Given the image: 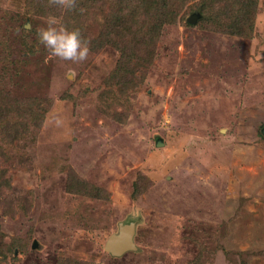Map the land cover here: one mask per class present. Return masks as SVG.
Segmentation results:
<instances>
[{
	"label": "rangeland",
	"instance_id": "rangeland-1",
	"mask_svg": "<svg viewBox=\"0 0 264 264\" xmlns=\"http://www.w3.org/2000/svg\"><path fill=\"white\" fill-rule=\"evenodd\" d=\"M79 1L73 63L37 39L48 0H0V264H264V0H150L149 32Z\"/></svg>",
	"mask_w": 264,
	"mask_h": 264
},
{
	"label": "trees",
	"instance_id": "trees-1",
	"mask_svg": "<svg viewBox=\"0 0 264 264\" xmlns=\"http://www.w3.org/2000/svg\"><path fill=\"white\" fill-rule=\"evenodd\" d=\"M162 1V2H161ZM180 1V2H179ZM78 2H80L79 0H77V8L72 11V12H62L58 7L56 6H49L48 8H45L47 7L49 4L46 3L45 5H40L39 6H35L34 8H36L37 10V13L38 14H41V15H45V14H48V15H54L55 17L57 18H61V21L64 23V25H66L65 27L68 29L70 28L69 30H72L73 26L70 25V23L72 22V19L74 20L76 18V16H79V14H88L89 13V10H85L87 8L84 9L81 8L80 6H83V5H80ZM84 2V1H83ZM93 2V1H92ZM145 2H149L150 5H152L151 1H147V0H136V9L140 11V14L143 16V19H145V16L147 17L146 18V24L147 25H143V26H139V28H142V31L143 32H149L151 30V28L154 26V22L157 21V22H161L163 24L162 21H160L159 18H155L154 17V21L153 23L151 24V15L150 12H144V6L142 7V5L145 3ZM152 2H155L157 3V1H152ZM158 2H161L162 4H164L163 2H165L164 0H159ZM182 1L181 0H168L166 3H169L170 7H173V3L175 4H180ZM85 3V2H84ZM117 9H118V15L117 18L115 17V20L116 22L118 23H121L123 25V23H126V24H129V25H132L134 22L133 20L135 19L133 16L134 13H131L130 12V7L132 6L131 5V1L130 0H114V3H113ZM246 5V3H244ZM253 4H255V6H258V1L255 0L253 2ZM79 5V6H78ZM167 5V4H166ZM168 5V6H169ZM80 7V8H78ZM94 7V4L91 6V8ZM246 7V6H245ZM80 9H83V11L81 12ZM89 9V8H88ZM239 7L235 8L234 9V16L236 17V23L235 25H233V28L235 29V33L237 34H244L247 32L248 28L249 30H253V26L251 25L252 23H247V24H243L241 21H240V17H243L244 19V22L245 21H248L247 20V15L244 14V11L243 9L241 10H238ZM256 8H255V12H256ZM168 12L170 11L167 10ZM167 11L165 13H167ZM203 12V10H201ZM252 13V12H251ZM250 13V15H251ZM171 14V13H169ZM165 16H169V15H165ZM251 20L249 19V22ZM69 23V24H68ZM82 29L84 30V32L81 33V36L83 38H85L86 34H88V31H87V28L82 26ZM127 70V66H125V63H120L119 66L117 67V70H116V74H120L121 76L125 73V71ZM115 85V83H114ZM7 103L5 101V99L2 97L1 95V92H0V114H3V117H6V114H7V107L6 106ZM7 120V119H6ZM5 120V122H6ZM4 125L1 126V128L3 130L6 129V127H3ZM1 137V135H0ZM1 139V138H0Z\"/></svg>",
	"mask_w": 264,
	"mask_h": 264
},
{
	"label": "clouds",
	"instance_id": "clouds-1",
	"mask_svg": "<svg viewBox=\"0 0 264 264\" xmlns=\"http://www.w3.org/2000/svg\"><path fill=\"white\" fill-rule=\"evenodd\" d=\"M48 4L58 7L65 13L77 8V0H48ZM46 24V27L37 29V39L48 50L50 56L73 63H81L88 59L90 41L82 38L79 29L69 30L58 26L55 17L48 18Z\"/></svg>",
	"mask_w": 264,
	"mask_h": 264
},
{
	"label": "water",
	"instance_id": "water-1",
	"mask_svg": "<svg viewBox=\"0 0 264 264\" xmlns=\"http://www.w3.org/2000/svg\"><path fill=\"white\" fill-rule=\"evenodd\" d=\"M190 20L194 21V15L190 17ZM262 131L264 133V127ZM135 233L136 226L134 222H121L118 232H113L108 237L105 244L106 249L114 255H121L129 249L136 248Z\"/></svg>",
	"mask_w": 264,
	"mask_h": 264
}]
</instances>
